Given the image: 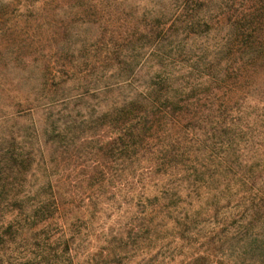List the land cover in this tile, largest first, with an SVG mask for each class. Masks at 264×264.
Returning <instances> with one entry per match:
<instances>
[{
	"label": "rangeland",
	"instance_id": "1",
	"mask_svg": "<svg viewBox=\"0 0 264 264\" xmlns=\"http://www.w3.org/2000/svg\"><path fill=\"white\" fill-rule=\"evenodd\" d=\"M183 1L0 0V117L35 108L34 118L45 129L68 116L90 121L112 114L113 107L148 85L157 69L141 38L144 14L151 22L152 12L166 6L169 20ZM203 10L211 19L209 29L177 36L181 48L173 52L170 69L197 87L196 97L210 95L214 109L241 100L253 109L255 90H264V0H208ZM236 15H255L261 22L259 47L245 49L242 38L231 36ZM130 69L136 75L134 87L48 106L86 88L94 92L115 85L124 79L120 73ZM117 129L87 128L56 175L65 183L62 194L75 223L72 264H196L205 256L207 264H233L259 257L264 251V148L255 155V150L245 151V162L234 167L240 179L185 183L176 197L152 200L140 214L126 205L129 183L134 170L141 172L149 162L121 159L118 148L126 145L125 138L109 147L120 137ZM105 146L113 151L103 156L99 151ZM96 161L106 163L117 187L94 188L105 198L93 214L86 204L94 191L88 184ZM247 245L251 252L239 258Z\"/></svg>",
	"mask_w": 264,
	"mask_h": 264
},
{
	"label": "trees",
	"instance_id": "2",
	"mask_svg": "<svg viewBox=\"0 0 264 264\" xmlns=\"http://www.w3.org/2000/svg\"><path fill=\"white\" fill-rule=\"evenodd\" d=\"M207 2L184 0L169 20H165L166 6L150 13L151 22L148 14H144L141 22L145 23V33L141 38L146 40L144 47L149 48V58H155L157 69L148 85L113 107L112 114L91 117L90 121L68 116L45 129L34 118L35 108L0 117V264L73 263L75 223L63 198L65 183L58 181L56 175L63 171L65 155L71 148H78L87 128L102 130L114 125L120 137L109 142V147L125 138L126 145L118 148L121 159L149 162L141 172L134 170L129 183L130 198L126 205L140 214L152 200L176 197L185 183L240 179L234 167L245 162V151L255 150V155L264 148V90H255L253 109H248L242 100L214 109L210 95L196 97L197 87L190 85L185 75L176 77L170 69L173 52L181 48V42L176 43L177 36L186 34L188 38L199 34L202 28L209 29L211 19L203 10ZM255 21V15L242 18L236 15L229 25V33L242 38L245 49L261 45L262 24ZM128 71L120 73L124 79L115 85L94 92L86 88L80 95L54 100L48 106H66L68 101L97 97L102 91L120 86L134 87L136 75L134 70ZM109 147L102 148L99 154L112 152ZM250 159L253 161L255 157ZM92 180L88 184L91 190L117 187L102 161L95 162ZM104 193L99 195L94 190L87 198L86 207L93 214L104 202ZM252 248L244 246L239 258L248 255ZM258 256L249 261L242 258L233 264H264V251ZM121 262L113 260L108 264ZM196 264H207V256Z\"/></svg>",
	"mask_w": 264,
	"mask_h": 264
}]
</instances>
